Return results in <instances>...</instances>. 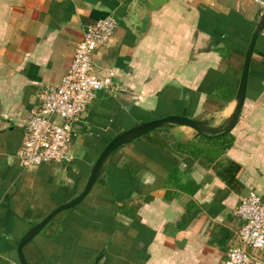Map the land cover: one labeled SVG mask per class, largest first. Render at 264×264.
Masks as SVG:
<instances>
[{
  "label": "crops",
  "instance_id": "obj_1",
  "mask_svg": "<svg viewBox=\"0 0 264 264\" xmlns=\"http://www.w3.org/2000/svg\"><path fill=\"white\" fill-rule=\"evenodd\" d=\"M0 0V264H19L16 243L34 223L76 196L96 156L115 134L169 114L221 124L233 109L243 56L264 0ZM115 19L109 41L91 53L94 74H111L73 123L71 159L21 169L15 152L23 122L47 85L68 68L86 24ZM264 29V26H263ZM230 87V98L220 86ZM184 125L154 129L120 146L85 197L56 213L22 247L28 264H223L236 242L233 210L254 190L264 200V33L250 56L245 95L232 145L216 156L236 162L239 191L210 167L170 144L193 137ZM112 158L111 162H109ZM177 165L181 182H164ZM148 196V200L144 197ZM187 201L191 213L181 223ZM130 208L122 213L116 206ZM264 264V247L250 251Z\"/></svg>",
  "mask_w": 264,
  "mask_h": 264
},
{
  "label": "built area",
  "instance_id": "obj_2",
  "mask_svg": "<svg viewBox=\"0 0 264 264\" xmlns=\"http://www.w3.org/2000/svg\"><path fill=\"white\" fill-rule=\"evenodd\" d=\"M260 6L259 15L264 12V1H260ZM114 27L111 15L86 24L59 82L45 86L38 94V102L23 122V139L15 152L21 169L62 164L71 159L74 121L97 91L113 87L111 74H94L91 53L109 41ZM261 32L264 33L263 27ZM233 214L239 221L236 242L227 248L223 264H254L250 251L264 247V200L254 190H247L238 197Z\"/></svg>",
  "mask_w": 264,
  "mask_h": 264
},
{
  "label": "water",
  "instance_id": "obj_3",
  "mask_svg": "<svg viewBox=\"0 0 264 264\" xmlns=\"http://www.w3.org/2000/svg\"><path fill=\"white\" fill-rule=\"evenodd\" d=\"M164 1L165 0H149L146 5L140 2V4L142 5V17L139 19V24H140L139 26L141 29L145 26L147 22L148 11L153 10ZM263 26H264V12L259 16L258 21L256 22L250 34L249 41L246 46V50L241 65L240 76L234 95L235 103L233 109L228 115V117L221 124L216 126H210L206 124V122L203 120H199L183 115L169 114L150 120L140 121L138 123L133 124L129 128L115 134L112 138H110L106 142V144L103 146V148L96 156L80 192L76 196L54 207L47 214H45L38 222L30 226L20 236V238L16 243V256L19 264H28L22 253V247L27 242H29L50 221V219L56 213L73 207L85 197V195L91 189L92 185L102 174L107 159L120 146L129 143L135 138L144 135L147 132H150L154 129L166 127L173 124L187 126L193 129L195 132L205 135H220L222 133L229 132L236 123V120L240 113V109L245 95L250 56L254 47L255 40Z\"/></svg>",
  "mask_w": 264,
  "mask_h": 264
},
{
  "label": "trees",
  "instance_id": "obj_4",
  "mask_svg": "<svg viewBox=\"0 0 264 264\" xmlns=\"http://www.w3.org/2000/svg\"><path fill=\"white\" fill-rule=\"evenodd\" d=\"M220 93L222 96L226 94L228 99L230 98L231 91L228 86H220ZM136 139V138H135ZM233 136L229 132L222 133L220 135H205L195 132L193 137L184 141H174L170 144V147L179 154H185L193 159L197 158V162L205 167H210L215 175L231 190L239 191L241 184L238 181L236 175L240 166L228 158H218L216 156L222 153L225 149L232 145ZM110 158L109 162H111ZM179 170L177 165L172 168L168 174L166 181L164 182L165 199H171L174 195V190L183 192L187 195H192L197 189L198 184L192 179H186L181 182L178 174ZM148 196L144 197V200H148ZM192 202L187 201L185 205V212L180 220L183 223L191 213ZM122 213H129L130 208H125L126 204L122 203L120 206H116Z\"/></svg>",
  "mask_w": 264,
  "mask_h": 264
}]
</instances>
